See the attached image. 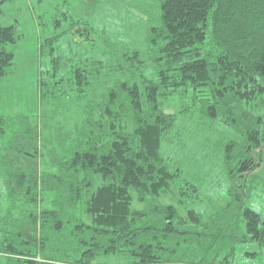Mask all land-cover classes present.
Wrapping results in <instances>:
<instances>
[{
    "label": "trees",
    "instance_id": "obj_1",
    "mask_svg": "<svg viewBox=\"0 0 264 264\" xmlns=\"http://www.w3.org/2000/svg\"><path fill=\"white\" fill-rule=\"evenodd\" d=\"M12 1L0 0V14ZM160 12L147 35L157 78L143 75L138 51L125 53L111 71L124 78L113 87L106 78L101 101L81 106L73 126L62 119L49 130L52 115L42 117L56 151L29 116L0 113L10 200L0 264H233L237 243L264 249V220L245 204L264 164V0H161ZM84 25L86 38L93 28ZM21 37L17 25H0V83L15 60L6 46ZM58 38L44 47L54 51ZM61 62L52 58L53 77ZM93 67L42 79L40 103L63 109L84 98L104 70ZM171 100L179 107L169 112ZM184 119L206 133L227 129L216 149L229 203L210 216L190 207L200 190L165 146Z\"/></svg>",
    "mask_w": 264,
    "mask_h": 264
},
{
    "label": "rangeland",
    "instance_id": "obj_2",
    "mask_svg": "<svg viewBox=\"0 0 264 264\" xmlns=\"http://www.w3.org/2000/svg\"><path fill=\"white\" fill-rule=\"evenodd\" d=\"M160 1L13 0L4 4L0 14V25H17V32L22 37L17 44L6 46L7 50L15 55V60L8 70V75L0 83V113L6 116H29L32 125L42 131V142L48 143L50 150L56 151L53 142L56 137L46 129L47 123L42 117L52 115V118L48 119L49 130L60 126L62 119L73 126L81 116V106L90 101H101L100 94L107 87L104 83L106 78L113 79L110 87L114 86L117 79L124 78L119 73L112 74L111 71L116 69L119 63L126 64L122 60L125 53L138 51L144 62L143 75L150 79L157 78L159 68L150 58L147 35L150 28L160 26ZM78 20L83 24L72 27L73 21ZM85 23L93 28L86 38L82 36L89 29ZM56 36L59 38L54 42V51L47 45L44 47L45 41ZM53 57L62 60L57 77H53L51 64ZM96 62H102L104 70L99 79L93 81L84 98L79 101H65L67 109L60 107L54 109L40 103L42 79L48 82H54L61 77L68 79L74 68L94 70L93 64ZM135 75L140 76V73ZM173 100L164 104L166 111H172L173 104L175 110L179 107L177 101ZM184 122L185 119L180 121L181 126L178 129L181 131L180 135L172 136L165 146L169 148V156L173 158V167L178 161L184 178L194 182L200 190L201 201L190 203V207L210 216L229 203L230 182L223 154L216 149L227 129L220 126L218 131L206 133L204 129L197 127V121ZM163 149L165 151V147ZM60 151L61 148L58 150L59 154ZM6 152L7 148L0 145L2 218L7 215L10 206L9 183L3 177ZM47 162L48 169L53 171L54 167L48 159ZM258 176L260 177L258 186L245 204L260 214L264 220V164ZM165 201L163 200V203L166 204ZM17 214L18 208L14 211L15 217ZM116 260L112 257L110 262ZM233 264H264V249L261 250L257 243H237Z\"/></svg>",
    "mask_w": 264,
    "mask_h": 264
}]
</instances>
